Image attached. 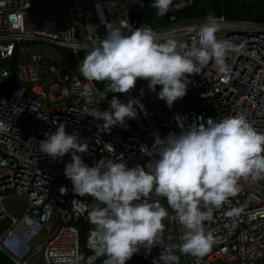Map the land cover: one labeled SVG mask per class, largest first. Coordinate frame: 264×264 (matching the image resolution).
I'll use <instances>...</instances> for the list:
<instances>
[{
    "label": "built area",
    "instance_id": "obj_1",
    "mask_svg": "<svg viewBox=\"0 0 264 264\" xmlns=\"http://www.w3.org/2000/svg\"><path fill=\"white\" fill-rule=\"evenodd\" d=\"M186 7L185 0H176L167 14ZM143 10L141 0H0V252L13 264H37V255L44 264H76L75 256L83 249L94 254L95 226L87 228L85 242L80 243L79 223L89 219V201L74 192L64 175L71 154L53 160L40 149L39 141L59 123L65 124L67 133L75 131L81 142L88 143V153L79 155L89 166L121 154L128 167L145 164L158 158L149 150L155 133L161 138L170 132L179 134L205 123L211 115L216 121L243 115L264 133V22L215 17L217 38L239 50L225 57L227 71L220 72L210 61L200 74L190 76L187 94L171 108L158 99L162 86L152 92L148 81L138 79L134 89L122 93L126 103L136 98L144 105V110L137 106V118L132 120L135 131L127 126L98 129L103 121H94L87 113L95 107L109 110L103 93L84 79L79 68L67 72L55 55L29 51L38 45L67 47L74 50L80 65L78 52L87 51L97 36L103 38L107 25L119 27L124 21L135 30ZM204 21L180 20L155 29L157 41L182 36L178 43L190 45ZM124 32L130 34L127 28ZM21 54L27 63L19 64L16 83L11 81V66L4 64ZM141 145H145L144 154ZM238 185L237 195L214 212L212 221L205 222L215 243L200 264H264V179L241 177ZM20 197H25V205L17 204L13 213L7 212L4 202ZM153 198L172 213L165 198ZM233 208L239 215L227 217L225 213ZM164 223L162 241L153 248L160 253L181 243L184 231L178 221ZM176 254L179 264H196L192 256ZM136 258L149 260V255L141 249L126 264Z\"/></svg>",
    "mask_w": 264,
    "mask_h": 264
},
{
    "label": "clouds",
    "instance_id": "obj_2",
    "mask_svg": "<svg viewBox=\"0 0 264 264\" xmlns=\"http://www.w3.org/2000/svg\"><path fill=\"white\" fill-rule=\"evenodd\" d=\"M172 5L173 0H152L150 6L158 16H164ZM125 28L130 34H125ZM218 31L219 24L211 13L190 45L173 39L159 43L151 27L132 30L124 21L119 27L109 24L103 38L92 39L79 72L88 81L107 82L102 100L110 92L129 93L137 80L143 79L152 92L162 86L158 99L171 108L187 94L189 77L200 74L210 61L220 72L227 71L225 57L239 48L218 39ZM137 106L144 110L139 99L122 103L114 95L109 110L95 107L87 115L103 121L97 124L98 129L109 131L136 119ZM39 145L53 160L71 154L65 177L76 194L91 195L98 202L89 212L95 226L94 254L86 259L77 254L76 264H96L102 257V264H126L141 249L147 256L161 243L165 220L178 221L183 227L181 243L165 248L152 264H179L177 252L192 256L200 264L215 243L205 222L212 221L214 212L237 195L241 177L264 179V133L243 115L219 121L208 118L206 124L190 126L179 134L170 132L164 138L155 133L149 150L158 158L133 167H128L123 154L115 160L110 156L87 165L79 154L88 153V143L81 142L75 131L67 133L64 123L45 133ZM144 147L141 145L143 154ZM153 197L165 198L172 213ZM225 215L238 216L239 210L233 208Z\"/></svg>",
    "mask_w": 264,
    "mask_h": 264
},
{
    "label": "trees",
    "instance_id": "obj_3",
    "mask_svg": "<svg viewBox=\"0 0 264 264\" xmlns=\"http://www.w3.org/2000/svg\"><path fill=\"white\" fill-rule=\"evenodd\" d=\"M144 3V10L139 18V27H151L153 30L163 28L169 24L176 23L180 20H202L205 19L209 13L213 14L214 17H225L229 21H247L255 23L264 22V0H185L187 2V7L175 14H167L164 16H158L156 14V9L152 8L150 5L152 0H141ZM176 0H173L175 3ZM30 47V46H29ZM17 53V52H16ZM18 56H14L13 59L6 64L11 66L13 76L12 82L17 83V63ZM96 88L102 93H104L106 85L105 82L92 81ZM110 93L107 94V101L112 99ZM128 128L132 126V120L127 121ZM91 201H96L91 195L80 196ZM97 202V201H96ZM94 225L90 222V219L83 220L79 223L80 228V243L81 245L85 242V235L88 227H93ZM81 255L85 259L92 255L89 251L83 249ZM160 255L159 250L152 248L149 254V260L136 258L131 264H152L151 259L156 257L158 259ZM103 257L96 261V264H102ZM0 264H13L9 258L0 252ZM80 264H83L81 261Z\"/></svg>",
    "mask_w": 264,
    "mask_h": 264
},
{
    "label": "rangeland",
    "instance_id": "obj_4",
    "mask_svg": "<svg viewBox=\"0 0 264 264\" xmlns=\"http://www.w3.org/2000/svg\"><path fill=\"white\" fill-rule=\"evenodd\" d=\"M27 26H30L29 20L27 21ZM76 28H77V30L79 31L80 34H83V27H82V25L79 22L76 23ZM169 39H173V40H176L178 42V41L182 40V36H171V37H169ZM38 46L39 47L37 49H35V50L30 49L29 51L30 52H32V51H34V52L41 51L43 54H53V55H55L57 57L59 63L62 65V67H64L67 70V72L75 71V70H77L79 68V63H78V61L76 59L75 52H74L73 49H70V48H67V47H51V46H43V45H38ZM29 48H31V47H29ZM85 52L81 53V51H79L78 54H77L78 58H80L81 62H82V60L84 58ZM20 63H24V64L27 63V59H26V57L23 54H21L20 58L18 59L17 69H18V66H19ZM6 64H4L5 67H6ZM7 66H10V65H7ZM50 79H51V77H49V80ZM106 84H107V82H105V85ZM110 94L112 96H114V95L117 96V98L122 103H126L123 100L122 93H111L110 92ZM131 129L133 131L137 130V127L135 126L133 121H132ZM25 203H26L25 197H20V198H15L12 201H5L4 202V207H5L7 212L13 213L14 207H16L17 204L25 205ZM51 220H53V217L51 218ZM34 262L37 263V264H44L43 258H42L41 255L35 256Z\"/></svg>",
    "mask_w": 264,
    "mask_h": 264
},
{
    "label": "water",
    "instance_id": "obj_5",
    "mask_svg": "<svg viewBox=\"0 0 264 264\" xmlns=\"http://www.w3.org/2000/svg\"><path fill=\"white\" fill-rule=\"evenodd\" d=\"M208 118H213L215 120V117L214 116H207L205 117V123L207 121ZM98 202L96 201H91L88 203V211L90 212L93 208H95L97 206Z\"/></svg>",
    "mask_w": 264,
    "mask_h": 264
}]
</instances>
